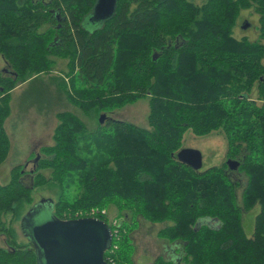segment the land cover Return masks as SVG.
I'll return each mask as SVG.
<instances>
[{
	"label": "trees",
	"instance_id": "trees-1",
	"mask_svg": "<svg viewBox=\"0 0 264 264\" xmlns=\"http://www.w3.org/2000/svg\"><path fill=\"white\" fill-rule=\"evenodd\" d=\"M96 2L0 0L7 64L0 165L11 148L5 123L12 90L51 72L58 58L67 59L69 80L58 86L73 105L100 116L149 98L150 128L108 116L91 130L78 114L59 111L53 143L36 153L34 167L16 165L0 184V264H40L14 224L36 203L33 190L47 185L58 190L53 212L61 219L100 210L96 217L113 231L110 264H134L131 226L138 220L128 223L129 212L163 224L157 234L169 255L154 264H264V0H118L114 14L90 30L84 21ZM248 9L258 14L256 39L235 34ZM189 128L197 135L222 130L227 159L239 160L238 169L181 162ZM235 173L246 177L241 203ZM109 205L127 213L124 219L101 213ZM257 205L248 234L243 216Z\"/></svg>",
	"mask_w": 264,
	"mask_h": 264
},
{
	"label": "rangeland",
	"instance_id": "rangeland-1",
	"mask_svg": "<svg viewBox=\"0 0 264 264\" xmlns=\"http://www.w3.org/2000/svg\"><path fill=\"white\" fill-rule=\"evenodd\" d=\"M94 20L95 21L89 19L88 21L86 19L84 21V26L92 30L101 25V21L97 19ZM247 22L250 24L249 27H242L243 24ZM258 27V14L255 13L253 9L244 10L242 11L241 17L238 19L235 34L238 37L246 34L250 39H256L258 37ZM57 60L51 72L43 73L34 81L30 80L22 83L12 90L10 98L11 112L5 125L8 134H10L9 137L11 136L10 140L14 139L15 142L16 138V145H14L13 150H11L12 147L10 148L13 153L10 152L5 162L0 165V184L9 181L11 169L14 166H23V170L25 169L26 171L34 167V160L37 158L36 153L40 152L43 146H46L43 145L41 147L40 145L47 141H51L50 144L53 143V136L50 140L51 135H49V133L54 134L55 128L59 123L57 117L59 111L70 110L78 114L91 130L95 129L98 125V120L101 115L86 114L68 101L66 95L59 89L58 82L60 80L64 79L67 83L69 80L67 79V59L58 58ZM6 68V61L0 56V73L6 70ZM149 111V98H141L134 103L127 104L120 109L112 111V113H106V115L107 117L110 116L126 120L139 126L150 128L148 121ZM40 138L43 139L40 140ZM183 148L201 151L203 159L201 170H205L212 166L224 165L229 160L227 159L228 142L222 130H213L206 135H197L189 128L183 137L181 149ZM34 149L36 153L33 152ZM235 176L241 181V186L237 189L238 199L241 203L246 177L243 173H235ZM23 181L26 184H31V176H23ZM57 192L58 190L56 187L51 185L41 188L36 187L33 190V197L36 203L31 208L38 207L41 212L26 221L24 230L20 222L14 224L19 241L32 242L33 227L49 220L53 216L52 209L49 205H44L42 199L53 198L55 200L57 199ZM28 209L29 205L25 207L24 212L28 211ZM106 209V212L109 213V218L113 219L115 223L124 219L123 215L127 214L120 212L118 208L113 205H109ZM258 211L259 205L255 206L243 216L244 227L248 234H251L250 231L253 229L254 217ZM136 217L138 220L137 226H131L133 229L131 237L135 252V256L133 257L134 262H137L141 256L145 255H151L153 257L164 255L167 251L165 248L167 241L160 238L157 234L159 228L162 227L163 224L152 223L141 216L134 217L131 212L127 215L128 223L132 224L131 219H136ZM0 244L5 245L4 236L0 238ZM166 253L169 255L168 251Z\"/></svg>",
	"mask_w": 264,
	"mask_h": 264
},
{
	"label": "water",
	"instance_id": "water-1",
	"mask_svg": "<svg viewBox=\"0 0 264 264\" xmlns=\"http://www.w3.org/2000/svg\"><path fill=\"white\" fill-rule=\"evenodd\" d=\"M117 1L97 0L90 20L97 19L102 23L110 18L115 12ZM249 25L247 22L242 27L247 28ZM106 117V114H101L100 122L104 123ZM38 158L39 155L35 160ZM177 158L197 170L203 166L202 153L197 149L183 148L177 153ZM227 163L232 171L240 166L237 159H229ZM42 203L49 205L53 211L52 199H42ZM40 212L38 207H34L26 213L21 222L23 230L26 221ZM32 235L40 264H110L105 259V253L112 246L113 231L100 218L61 219L53 212L49 220L33 227Z\"/></svg>",
	"mask_w": 264,
	"mask_h": 264
},
{
	"label": "crops",
	"instance_id": "crops-1",
	"mask_svg": "<svg viewBox=\"0 0 264 264\" xmlns=\"http://www.w3.org/2000/svg\"><path fill=\"white\" fill-rule=\"evenodd\" d=\"M55 128V127H54ZM6 129H7V127H6ZM8 131V130H7ZM10 135V134H9ZM43 135H45V134H43ZM49 135H51L50 136V140H51V138H52V136H53V133L51 134V133H49ZM43 137V136H42ZM10 138H11V136H10ZM43 138H40V140H42ZM51 143V141H47L46 143H42L40 146L42 147L43 145H47V144H50ZM14 145H16V138H15V142H14V139L12 140L11 139V150H13L14 149ZM33 146V145H32ZM31 146V147H32ZM10 150V152L11 153H13V151H11ZM35 150V149H34ZM33 150V152L34 153H36V150L34 151ZM32 152V151H31ZM136 251V250H135ZM135 256V252H134V254H133V257ZM157 257V256H156ZM156 257H153V256H151V255H145V256H141L140 257V259L139 260H137V262H134V264H154V260H155V258Z\"/></svg>",
	"mask_w": 264,
	"mask_h": 264
},
{
	"label": "built area",
	"instance_id": "built-area-1",
	"mask_svg": "<svg viewBox=\"0 0 264 264\" xmlns=\"http://www.w3.org/2000/svg\"><path fill=\"white\" fill-rule=\"evenodd\" d=\"M99 209H92L91 210V212H90V214L89 215H87V217H96V215H95V213L98 211ZM100 211V210H99ZM101 213H106V210L105 209H103V210H101Z\"/></svg>",
	"mask_w": 264,
	"mask_h": 264
}]
</instances>
